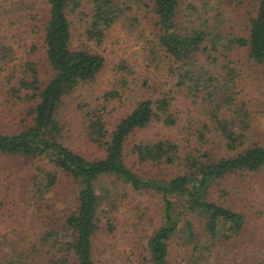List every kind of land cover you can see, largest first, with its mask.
<instances>
[{"label": "trees", "instance_id": "1", "mask_svg": "<svg viewBox=\"0 0 264 264\" xmlns=\"http://www.w3.org/2000/svg\"><path fill=\"white\" fill-rule=\"evenodd\" d=\"M41 1L46 5L41 42L49 75L41 80L33 61L22 65L8 88L11 104H22L19 124L11 131L0 128V155L36 162L30 177L36 181L33 195L45 194L59 175L76 185L74 208L38 236L40 262L94 264L92 240L101 200L108 196L111 210L114 200L113 191L97 194L95 185L112 177L158 196L161 222L146 239V264H171L168 241L173 236L186 249L178 264H229L233 257L227 247H240L238 240L251 221L246 205L236 203V179L264 167V144L250 138L251 98L240 87L246 66L264 63V0ZM35 2L0 0V22L34 18ZM142 5L154 32L140 48L152 69L148 77L131 73L132 85L144 94L110 118L107 103L128 86L127 79H114L98 94L97 111L81 108L76 137L82 143L74 146L59 115L63 98L95 82L106 62L98 46L108 28L118 24L128 36L141 32ZM75 36L79 41L73 45ZM10 62L0 43V71ZM181 102L183 110L178 109ZM147 127L157 128L156 136L144 135ZM167 167L175 173L145 175ZM259 230L256 255L244 264H264V228Z\"/></svg>", "mask_w": 264, "mask_h": 264}, {"label": "rangeland", "instance_id": "2", "mask_svg": "<svg viewBox=\"0 0 264 264\" xmlns=\"http://www.w3.org/2000/svg\"><path fill=\"white\" fill-rule=\"evenodd\" d=\"M144 1L148 3L147 0ZM32 12L35 17L22 23L8 24L6 20L0 22V43L5 46L11 61L10 67L0 71V128L5 131L16 129L21 117L22 104L21 102L11 104L8 99V88L21 75L22 65L26 61H33L41 80L49 75L41 42L46 5L37 0ZM139 12L142 16L141 32L128 36L118 24L108 28L98 46L106 62L95 82L86 90L74 91L63 98L59 115L70 129L68 134L71 138L68 139L74 146L82 143V139L76 137V133L81 129L79 127H82L81 108L86 110L93 108L97 111L98 94L109 89L114 79L125 78L128 80V86L120 92L119 99L107 103L106 109L109 112L106 115L110 118L119 117L126 107L129 109L134 100L144 94L142 87L132 85L134 75L131 71L140 76L148 77L150 74L152 65L148 66L146 59L148 54L141 50L140 45L145 39L153 37L154 28L151 26L147 8L142 5ZM78 41L79 36H75L72 44L75 45ZM5 58L7 59L6 56ZM4 60L1 62L4 63ZM121 64L125 65V68H119ZM246 68L249 74H245L246 70L242 74L240 87L241 94L251 98L249 109L253 129L250 138L264 144V63ZM182 105L181 102V108L178 109L183 110ZM156 129L147 127L142 133L147 137L156 136L154 133ZM163 130L171 133L166 128ZM35 164V161H25L20 157L0 155V264H27L31 259H36L33 264H42L38 258L43 254L41 250L37 251L38 236L48 228L58 226L63 220V215L74 208L76 185L69 177L59 175L56 184L42 196L31 193L36 186V181L30 178L35 172ZM136 172L145 173L139 170ZM158 173L161 177L173 175L175 171L167 167L163 171H150L145 175L156 176ZM236 181H240L236 188V203L246 205L251 221L247 232L238 240L240 247L232 244L227 249L230 250L228 252L230 259L233 257V260L229 259V264H244L253 259L252 255H256L255 245L258 244V240L255 235L260 233L259 229L264 228V210L255 212L264 204V167L259 172L238 178ZM95 186L97 194L100 191H113L114 200L112 210L108 205V196L101 200L99 229L92 240L94 264H144L148 257L146 239L161 222L158 196L152 191L132 190L128 185L112 177L102 178ZM198 227L196 224V228ZM168 245L169 262L182 263L186 258L182 240L173 236L169 239ZM31 250H35L32 255ZM24 256L26 261L22 262ZM261 256L264 257V253Z\"/></svg>", "mask_w": 264, "mask_h": 264}]
</instances>
